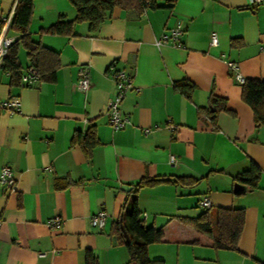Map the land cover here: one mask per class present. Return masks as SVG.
Listing matches in <instances>:
<instances>
[{"label": "crops", "instance_id": "1", "mask_svg": "<svg viewBox=\"0 0 264 264\" xmlns=\"http://www.w3.org/2000/svg\"><path fill=\"white\" fill-rule=\"evenodd\" d=\"M15 2L0 0V19ZM156 3L140 14L116 6L96 30L83 21L68 35L41 29L61 15L73 18V5L33 0L27 32L57 50L60 65L53 80L26 85L11 83L0 64V98L20 101L18 111L0 108V167L10 166L16 178L14 190L0 188V264H85L88 249L98 264H123L128 252L113 232L143 175L199 179L136 192L144 223L163 226L162 238L147 247L150 258L164 264H264V125L254 121L225 62L235 61L244 78H264V2ZM177 21L184 26L182 46L157 45ZM211 31L218 33L216 46L209 44ZM6 33L18 36L10 27ZM19 59L23 72L25 51ZM82 64L89 68L86 91L75 86ZM115 69L128 71L134 85L120 102L129 122L119 130L112 129L107 113ZM182 80L194 84L189 96L176 85ZM211 94L225 97L229 109L217 113L215 124L199 111ZM91 124L98 143L87 158L71 140ZM252 162L261 170L257 186L235 195L242 185L234 176ZM60 179L69 183L57 187ZM203 196L211 201L210 211L245 208L238 249L215 248L207 233L186 220L205 209ZM99 210L107 214L100 229L90 223ZM54 216L62 219L58 227L46 223ZM211 221L214 227V214Z\"/></svg>", "mask_w": 264, "mask_h": 264}, {"label": "trees", "instance_id": "2", "mask_svg": "<svg viewBox=\"0 0 264 264\" xmlns=\"http://www.w3.org/2000/svg\"><path fill=\"white\" fill-rule=\"evenodd\" d=\"M75 8V15L66 19L62 15L53 23L43 27L41 31L57 34H74L76 23L86 21L91 30H96L100 24L107 19L114 7L118 6L126 10H132L137 14L142 13L148 7L158 6L156 0H68ZM33 0H16L11 19L10 28L18 33L13 44L8 48L6 56L2 60V67L9 73L11 83L20 81L22 64L19 59L20 50L24 49L28 65L36 67L39 78L53 80L56 70L60 65V55L54 48L43 44L39 39L31 37L27 32L31 19ZM26 66V67H27ZM176 85L186 95H190L194 84L189 80L176 82ZM241 85V96L243 101L252 110L254 121L264 125V78L247 77ZM220 110H229L226 106L225 97L211 94L209 105L199 108V111L206 114L213 124ZM71 142L81 146L86 157L91 156L94 146L98 143L95 127L91 124L86 133L77 131ZM260 167L252 162L249 168L237 173L234 180L242 186L240 190L234 191L235 195H241L247 190L257 186L260 176ZM194 176H141L135 183L132 194L125 205L122 215V224L129 236L126 239L117 222L114 229V236L123 243L128 252V259L123 264H164L163 259L150 258L147 247L150 243L159 241L163 236V226L146 225L142 217V211L137 203L136 192L143 186H153L161 182H172L177 185H193L198 182ZM69 183L68 180L56 181L57 187ZM194 217L186 220L193 224L199 231L207 233L215 248L238 249V240L245 221V208L243 206H218L214 211V227L212 225V212L210 207ZM85 264H98V259L91 250L86 251Z\"/></svg>", "mask_w": 264, "mask_h": 264}, {"label": "built area", "instance_id": "3", "mask_svg": "<svg viewBox=\"0 0 264 264\" xmlns=\"http://www.w3.org/2000/svg\"><path fill=\"white\" fill-rule=\"evenodd\" d=\"M250 3H262L264 0H249ZM14 8L9 12V14L0 19V64L2 63L3 58L6 56L8 48L13 44L16 37L8 36L6 31L10 27L11 19L13 15ZM184 32V26L181 21H177L173 26L165 29L160 37L156 40L157 45L163 43H171L174 46H182L181 36ZM218 33L216 31H211L209 44L212 46L218 45ZM264 47V46H262ZM231 77L233 80L242 84L244 82L243 75L239 72L238 64L235 61L226 59L225 60ZM113 80L115 82V93L110 99L107 106V113L109 117V123L114 130H119L124 128L128 122V115L124 114L120 110V102L128 89L134 88L132 77L128 71L125 69H115L112 73ZM39 79V73L36 67L28 65L25 67L23 72L20 75V81L23 84L29 85L34 81ZM75 86L80 91H86L90 87V78H89V68L88 65L82 64L79 67L78 78L75 82ZM137 90V88H136ZM0 108H6L11 111H18L20 108V101L17 96H11L8 98H0ZM148 129L145 128L144 132H147ZM175 161V156L170 155L169 162L173 163ZM16 187V178L13 170L8 165H3L0 167V188L12 191ZM200 205L203 207H210L211 201L207 196H203L199 200ZM106 212L104 210H99L96 213H93L90 217L91 225L100 229L105 224ZM48 226L58 227L62 223L60 216H54L49 218L46 221Z\"/></svg>", "mask_w": 264, "mask_h": 264}, {"label": "water", "instance_id": "4", "mask_svg": "<svg viewBox=\"0 0 264 264\" xmlns=\"http://www.w3.org/2000/svg\"><path fill=\"white\" fill-rule=\"evenodd\" d=\"M124 188H126V189H127V188H128V189H131V186L123 187V189H124ZM119 221H120V227H121V230L123 231V233H124L126 239L129 240V236H128V234H127V232H126V230H125V228H124V226H123V224H122V222H121V221H122V217L119 218Z\"/></svg>", "mask_w": 264, "mask_h": 264}, {"label": "rangeland", "instance_id": "5", "mask_svg": "<svg viewBox=\"0 0 264 264\" xmlns=\"http://www.w3.org/2000/svg\"><path fill=\"white\" fill-rule=\"evenodd\" d=\"M22 51H24V49H22ZM211 212H212V215L214 214V210H211Z\"/></svg>", "mask_w": 264, "mask_h": 264}]
</instances>
